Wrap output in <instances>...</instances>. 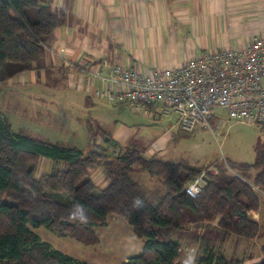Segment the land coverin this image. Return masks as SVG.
<instances>
[{"label":"trees","instance_id":"1","mask_svg":"<svg viewBox=\"0 0 264 264\" xmlns=\"http://www.w3.org/2000/svg\"><path fill=\"white\" fill-rule=\"evenodd\" d=\"M31 8H36V18ZM65 21L64 10L53 11L42 0H0V89L13 76L41 68L45 38ZM259 125L264 130V124ZM89 131L91 140L97 134L106 135L103 130L95 132L90 121ZM95 147L93 142L85 154L76 146L16 132L0 114V264H91L54 248L33 229L45 227L70 235L79 226H106L110 215L122 217L144 240L141 253L125 264H187L172 236L200 221L219 218L218 225L237 236L257 235L260 226L250 219L249 212L260 206L255 188L264 192V143L257 147L253 162L226 160L217 174H207V185L196 198L185 192V185L202 168L188 160L146 157L127 148L119 159L114 158L113 165L103 166L108 157ZM40 157L64 166L36 177ZM135 163L161 178L164 191L160 196L152 199L146 188L128 175ZM97 166L109 169L103 188L89 176L90 168ZM252 171L256 172L252 175ZM136 199L141 206H133ZM77 203L87 212L85 224L71 218ZM205 264L244 263L210 255ZM259 264H264V257Z\"/></svg>","mask_w":264,"mask_h":264},{"label":"crops","instance_id":"2","mask_svg":"<svg viewBox=\"0 0 264 264\" xmlns=\"http://www.w3.org/2000/svg\"><path fill=\"white\" fill-rule=\"evenodd\" d=\"M42 1H48L53 11L64 10L66 21L45 40L43 64H46L11 78L1 88L0 95L15 83L26 84L37 79L40 72L45 74L49 69L63 68L71 72L72 81H76L83 93L119 103L123 101H111L100 95L104 89L103 82L82 70L86 63L90 62L93 69L107 62L149 70L179 65L202 50L244 46L254 37L264 34V0H71L70 4L67 0ZM101 71L106 73L104 69ZM86 97L91 98L89 95ZM3 110L0 109V113ZM143 118L138 117L137 121ZM154 118L160 122L168 119L169 124L173 119L177 122L175 115H155ZM128 127L126 124L125 129ZM108 152V158H113L111 151ZM92 170L94 173L91 169L89 173L92 178L93 174L97 176V181L92 179L96 186H106V170L102 167ZM255 172L252 171V175ZM142 186L148 191L146 185ZM163 191L164 186L154 193L160 196ZM258 198L259 209L249 212L250 219L260 226L254 238L237 236L221 228L219 218L212 222L192 223L172 236V240L182 248V262L205 264L213 255L240 260L244 264H259L264 257V192H258ZM116 218L119 223H116ZM98 229L109 231L103 232L108 233L104 243L101 236L97 239L96 247L103 243L104 249L112 250L119 248L120 239L128 243L126 247H120L125 249L119 257L120 264L141 253L144 240L134 234L132 226L123 218L110 215L107 225L98 226ZM129 248L130 254H125ZM113 257L117 255L104 256V259L115 262ZM79 260L90 261L87 256Z\"/></svg>","mask_w":264,"mask_h":264},{"label":"rangeland","instance_id":"3","mask_svg":"<svg viewBox=\"0 0 264 264\" xmlns=\"http://www.w3.org/2000/svg\"><path fill=\"white\" fill-rule=\"evenodd\" d=\"M67 1L68 4L71 3V0ZM35 11L36 8L30 9V13L36 18ZM69 73L71 72L63 68L49 69L45 74L38 73L37 79L26 84L15 83L9 86V91L1 93L0 109H4L0 113L1 117L6 118L16 132L50 142L76 146L85 154L91 151L94 142L95 148L98 151L104 150L103 155L106 157H110L109 150L112 156L119 159L122 153L130 148L141 151L146 157L155 155L172 161L185 159L202 169L211 165L223 166L226 160L251 163L256 158L257 147L264 143L262 126L230 119L227 110L223 108H214V115L209 120L211 129L199 125L192 131H186L175 119L172 120V124H169L168 119H161V122L157 121L158 119L154 120L155 114L152 109L134 110L124 102L112 103L91 93H83V90L78 89L76 81H72ZM86 95L91 98L88 99ZM138 117L144 118L137 121ZM89 121L93 124L95 132L103 130L106 135L97 134L95 139L91 140ZM126 124L129 127L125 129ZM130 128L132 129L129 130ZM105 137L115 141L116 146L111 142H105ZM114 157L106 159L112 160ZM63 166V162L40 157L35 176L39 177L41 174L51 172L54 167ZM98 167L101 166L96 168ZM133 167L128 175L146 185L150 197L153 196L152 199L157 198L154 192L162 189L161 178L143 170L137 163ZM93 168H90L91 173H94ZM104 169L108 178L109 169L106 167ZM90 177L98 180L94 174L93 178ZM255 190L257 194L260 192L257 188ZM115 221L119 223L118 218ZM33 230L54 248L77 259L87 256L89 262L95 264H120L119 257L125 251L121 248L128 245L120 239L119 248L104 249V238L108 233L103 232L109 230H99L98 226L92 228L79 226L70 235H62L45 227ZM100 236L103 243L96 247ZM125 254H130V248ZM113 255H117L113 257L115 262L104 259V256Z\"/></svg>","mask_w":264,"mask_h":264},{"label":"built area","instance_id":"4","mask_svg":"<svg viewBox=\"0 0 264 264\" xmlns=\"http://www.w3.org/2000/svg\"><path fill=\"white\" fill-rule=\"evenodd\" d=\"M83 71L103 82L101 96L120 100L134 110H154L161 117L177 116L183 130L203 125L211 129L214 108L227 110L230 119L264 124V34L244 46L202 50L179 65L139 69L137 66L102 62ZM104 69L106 73H103ZM219 167L207 166L185 185L196 198L207 185V174Z\"/></svg>","mask_w":264,"mask_h":264},{"label":"clouds","instance_id":"5","mask_svg":"<svg viewBox=\"0 0 264 264\" xmlns=\"http://www.w3.org/2000/svg\"><path fill=\"white\" fill-rule=\"evenodd\" d=\"M141 204L142 202L139 199H136L133 202L134 207H139L141 206ZM70 215H71V218L77 220L81 224H85L88 221V215H87V212L85 211V208L78 203L74 205V210L71 212Z\"/></svg>","mask_w":264,"mask_h":264},{"label":"water","instance_id":"6","mask_svg":"<svg viewBox=\"0 0 264 264\" xmlns=\"http://www.w3.org/2000/svg\"><path fill=\"white\" fill-rule=\"evenodd\" d=\"M104 141L105 142H109V143L111 142L115 146L117 144L115 141H112V139H110V137H105ZM114 162H115V159H112V160L111 159H105V160H103V164L107 165V166L108 165L111 166L112 164H114ZM206 182H208L207 178H206Z\"/></svg>","mask_w":264,"mask_h":264}]
</instances>
